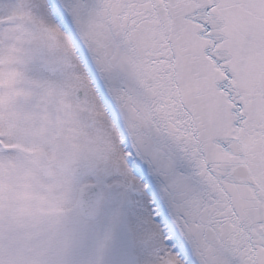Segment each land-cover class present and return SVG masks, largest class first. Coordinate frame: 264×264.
Wrapping results in <instances>:
<instances>
[{
    "label": "snow or ice",
    "instance_id": "snow-or-ice-1",
    "mask_svg": "<svg viewBox=\"0 0 264 264\" xmlns=\"http://www.w3.org/2000/svg\"><path fill=\"white\" fill-rule=\"evenodd\" d=\"M0 264H264V0H0Z\"/></svg>",
    "mask_w": 264,
    "mask_h": 264
}]
</instances>
